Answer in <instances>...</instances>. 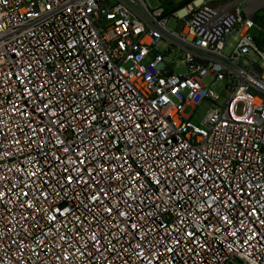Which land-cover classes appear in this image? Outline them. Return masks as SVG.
I'll return each instance as SVG.
<instances>
[{
	"label": "built area",
	"instance_id": "1",
	"mask_svg": "<svg viewBox=\"0 0 264 264\" xmlns=\"http://www.w3.org/2000/svg\"><path fill=\"white\" fill-rule=\"evenodd\" d=\"M207 3L0 0V264H264V40Z\"/></svg>",
	"mask_w": 264,
	"mask_h": 264
},
{
	"label": "water",
	"instance_id": "2",
	"mask_svg": "<svg viewBox=\"0 0 264 264\" xmlns=\"http://www.w3.org/2000/svg\"><path fill=\"white\" fill-rule=\"evenodd\" d=\"M195 0H185L170 9L165 15L182 9ZM241 4V10L247 19L255 20L256 14L264 9V0H228L210 1L190 21L196 35L206 42L215 45L219 35L235 21V8Z\"/></svg>",
	"mask_w": 264,
	"mask_h": 264
},
{
	"label": "rangeland",
	"instance_id": "3",
	"mask_svg": "<svg viewBox=\"0 0 264 264\" xmlns=\"http://www.w3.org/2000/svg\"><path fill=\"white\" fill-rule=\"evenodd\" d=\"M151 7L156 6L159 1L158 0H146ZM185 0H172V2L174 3H181ZM205 2H209V1H217V0H204ZM183 21V19H181ZM182 21H177V16H171L169 17V21L167 24L168 29L173 30L177 33L181 32L182 28H183V23ZM234 37H231L227 43V49L225 50V53H228L229 50L232 48L233 44H234ZM223 87V85H218L215 89L216 91H220V89ZM209 106V103H207L206 101H202L201 105L197 108V110L195 111L194 114H192V120L194 122H199L202 119V116L204 115L207 107ZM243 106V103L241 102L239 104V109H241ZM193 111V107L190 105H187L184 109V113L185 114H191Z\"/></svg>",
	"mask_w": 264,
	"mask_h": 264
},
{
	"label": "trees",
	"instance_id": "4",
	"mask_svg": "<svg viewBox=\"0 0 264 264\" xmlns=\"http://www.w3.org/2000/svg\"><path fill=\"white\" fill-rule=\"evenodd\" d=\"M159 1L162 2V4L168 9H172L180 4L175 2L173 3L172 0H159ZM261 12L262 10L256 14V19L254 21L256 28L257 43H261L262 40H264V15H261Z\"/></svg>",
	"mask_w": 264,
	"mask_h": 264
}]
</instances>
